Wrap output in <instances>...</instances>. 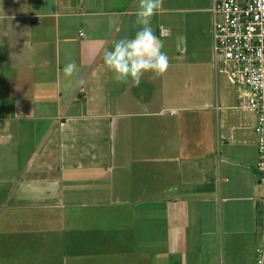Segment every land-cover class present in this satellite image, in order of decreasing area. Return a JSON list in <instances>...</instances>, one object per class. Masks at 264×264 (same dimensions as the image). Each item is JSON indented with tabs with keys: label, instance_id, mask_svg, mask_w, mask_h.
<instances>
[{
	"label": "crops",
	"instance_id": "obj_1",
	"mask_svg": "<svg viewBox=\"0 0 264 264\" xmlns=\"http://www.w3.org/2000/svg\"><path fill=\"white\" fill-rule=\"evenodd\" d=\"M213 4L0 0V204L61 234L38 264H264L256 118Z\"/></svg>",
	"mask_w": 264,
	"mask_h": 264
},
{
	"label": "built area",
	"instance_id": "obj_2",
	"mask_svg": "<svg viewBox=\"0 0 264 264\" xmlns=\"http://www.w3.org/2000/svg\"><path fill=\"white\" fill-rule=\"evenodd\" d=\"M213 15L216 64L242 87L240 106L256 118V174L264 184V0H214Z\"/></svg>",
	"mask_w": 264,
	"mask_h": 264
},
{
	"label": "rangeland",
	"instance_id": "obj_3",
	"mask_svg": "<svg viewBox=\"0 0 264 264\" xmlns=\"http://www.w3.org/2000/svg\"><path fill=\"white\" fill-rule=\"evenodd\" d=\"M9 191L14 193L13 188ZM3 193L4 190L0 189V194ZM26 219L27 217L19 210H13L11 204H0V264H38L43 262L44 260L41 259L43 254L37 249L44 245H48L45 249L47 255L61 256L63 244L61 234H50L45 237L51 238L50 242L44 244H39L43 239L40 238L38 242L40 236L37 234L19 235Z\"/></svg>",
	"mask_w": 264,
	"mask_h": 264
}]
</instances>
